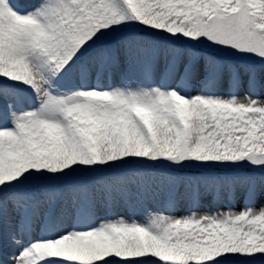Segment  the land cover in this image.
Returning <instances> with one entry per match:
<instances>
[{"label": "snow or ice", "instance_id": "snow-or-ice-1", "mask_svg": "<svg viewBox=\"0 0 264 264\" xmlns=\"http://www.w3.org/2000/svg\"><path fill=\"white\" fill-rule=\"evenodd\" d=\"M0 264H264V0H0Z\"/></svg>", "mask_w": 264, "mask_h": 264}]
</instances>
